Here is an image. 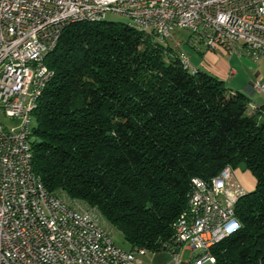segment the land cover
<instances>
[{"label":"trees","instance_id":"trees-1","mask_svg":"<svg viewBox=\"0 0 264 264\" xmlns=\"http://www.w3.org/2000/svg\"><path fill=\"white\" fill-rule=\"evenodd\" d=\"M120 20L79 21L45 58L54 75L32 110L33 167L53 192L96 208L130 248H178L192 179L244 164L242 227L214 264H264V110L180 49Z\"/></svg>","mask_w":264,"mask_h":264},{"label":"built area","instance_id":"built-area-1","mask_svg":"<svg viewBox=\"0 0 264 264\" xmlns=\"http://www.w3.org/2000/svg\"><path fill=\"white\" fill-rule=\"evenodd\" d=\"M109 13H135L158 41L168 42L175 29L184 28L194 50L203 46L264 58V0H0V114L12 121L5 123L0 115V264H147L141 255L149 250L116 244L93 206L50 191L36 171L40 190L22 178L32 145L27 128L34 120L26 105L36 108L42 84L51 81L53 69L45 58L59 42L58 32L70 15L99 21ZM184 45L176 40L181 63L194 70ZM254 86L264 91V77ZM192 183V211L175 231L178 248L165 251L170 260L152 264H214L211 247L242 227L236 204L248 190L234 179L232 167ZM16 184H23V191H16ZM25 197H33V212L23 210ZM40 200L48 201V209H40ZM67 226L77 227L78 241L70 240ZM187 250L192 254L184 259ZM104 252H111L112 263H103Z\"/></svg>","mask_w":264,"mask_h":264},{"label":"crops","instance_id":"crops-1","mask_svg":"<svg viewBox=\"0 0 264 264\" xmlns=\"http://www.w3.org/2000/svg\"><path fill=\"white\" fill-rule=\"evenodd\" d=\"M186 51L192 64L196 67L194 70L197 68L206 70L224 80L227 85L234 89L242 90L249 97V107L264 110V91H258L254 86L256 80L264 77L263 57L254 59L244 52L231 53L222 49L210 51L203 46L200 50L188 48ZM233 176L248 191L253 190L256 186V178L250 170H234Z\"/></svg>","mask_w":264,"mask_h":264},{"label":"bare ground","instance_id":"bare-ground-1","mask_svg":"<svg viewBox=\"0 0 264 264\" xmlns=\"http://www.w3.org/2000/svg\"><path fill=\"white\" fill-rule=\"evenodd\" d=\"M119 16H124L127 18H130V24L133 25L135 28L146 31V27L141 22H137V17L135 13H126L124 15L123 13H115ZM107 16H100L99 21L106 19ZM79 22V16L78 15H70L68 16L67 25L71 23ZM157 37V34L154 32H150ZM62 32H58V39L60 38ZM158 39V38H157ZM163 44H168L166 41H161ZM57 45V44H56ZM55 45V47H56ZM45 65H47L45 60ZM48 66V65H47ZM54 75V72L51 73V79ZM48 84V82H44L42 84V91L45 88V86ZM38 98H36L37 101ZM35 104H27L26 105V115H32V110L34 108ZM27 135H32V121H30L28 128H27ZM27 155H28V163L29 165H24V170L22 171V178L25 181L27 185H31L33 190H40V182L38 181V177L35 174V170L33 167V153L31 145L27 146ZM16 191H23V184H16ZM64 194V193H61ZM65 199H70L66 194H64ZM192 200H193V191L191 190L189 195V206L187 209L179 216L177 219V222L175 224V230L177 231L180 228L181 224V218H189L190 213L192 211ZM73 203L78 205H85L84 203L80 201L72 200ZM40 209H48V201L47 200H40ZM23 210L25 212H33V197H25L23 199ZM93 215L96 219H103L101 214L98 212L96 208H93ZM67 233L70 234V240L71 241H78V233H77V227L76 226H67ZM103 263H112V256L111 252H104L103 255Z\"/></svg>","mask_w":264,"mask_h":264},{"label":"rangeland","instance_id":"rangeland-1","mask_svg":"<svg viewBox=\"0 0 264 264\" xmlns=\"http://www.w3.org/2000/svg\"><path fill=\"white\" fill-rule=\"evenodd\" d=\"M108 20H120L124 21L127 23H130V18L124 17V16H119V15H113L109 13L106 17ZM190 35V30L189 29H184V28H177L172 32V36L168 38V42L172 45L175 46L176 40H180L185 43L184 49L191 48L187 42L186 39H188ZM180 49V48H177ZM255 110V108L250 107V111ZM4 120L5 123H11V119L7 118L4 116L2 113L0 114ZM32 126H34V120L32 121ZM234 170H248L244 164H240L237 167L233 168ZM235 173V172H234ZM234 178L238 180L235 176ZM111 231H113V236L116 244L121 246L122 248H128L130 246V243L124 238L122 232H120L118 229L115 227H109ZM192 252L190 250H187L184 254V259H189L191 256ZM141 257L147 264H152V263H160L164 261H168L171 258V255L168 254L167 252H160V253H147V254H142Z\"/></svg>","mask_w":264,"mask_h":264}]
</instances>
